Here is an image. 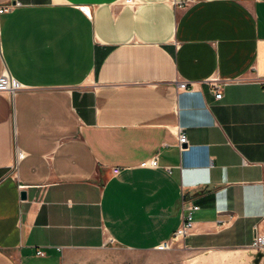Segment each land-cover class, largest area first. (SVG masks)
Instances as JSON below:
<instances>
[{
    "label": "crops",
    "instance_id": "0c3cea01",
    "mask_svg": "<svg viewBox=\"0 0 264 264\" xmlns=\"http://www.w3.org/2000/svg\"><path fill=\"white\" fill-rule=\"evenodd\" d=\"M10 3L0 264H264V0Z\"/></svg>",
    "mask_w": 264,
    "mask_h": 264
},
{
    "label": "built area",
    "instance_id": "2783aa9c",
    "mask_svg": "<svg viewBox=\"0 0 264 264\" xmlns=\"http://www.w3.org/2000/svg\"><path fill=\"white\" fill-rule=\"evenodd\" d=\"M19 5V3L15 4H7L0 6V14L3 12H8L13 9L14 6ZM213 86H214V92H215V97L216 99H221L223 97V92H222V85L218 79H214L212 81ZM263 86H264V81H263ZM18 87L17 83L15 82H10L8 75L4 74L0 78V90L3 89H16ZM179 89H185V90H192L193 89V84L188 83L187 81H182L178 85ZM187 137L184 133H179L178 132V145L181 149H183V145L187 144ZM23 156L22 152L16 153L15 156V161L21 159ZM142 167H158V160L156 157H151V159H148L147 161L141 163ZM120 171V168L114 167L113 168V173H118ZM184 213L182 216V223L181 225L177 228V230L171 235L172 237L170 240L164 242L163 244L160 245L161 249H169L176 245L180 240L184 239L187 235L192 233L193 226H194V213L200 208L199 205H196L194 203H186L183 205ZM255 230V236L252 242V248L255 250H264V229L259 228L258 225H255L254 227ZM45 252L41 249L37 250L36 254L39 256H44Z\"/></svg>",
    "mask_w": 264,
    "mask_h": 264
},
{
    "label": "water",
    "instance_id": "95a60500",
    "mask_svg": "<svg viewBox=\"0 0 264 264\" xmlns=\"http://www.w3.org/2000/svg\"><path fill=\"white\" fill-rule=\"evenodd\" d=\"M21 196H22V198H25L26 197V192L22 191Z\"/></svg>",
    "mask_w": 264,
    "mask_h": 264
},
{
    "label": "rangeland",
    "instance_id": "374dc122",
    "mask_svg": "<svg viewBox=\"0 0 264 264\" xmlns=\"http://www.w3.org/2000/svg\"><path fill=\"white\" fill-rule=\"evenodd\" d=\"M120 253V252H119ZM263 253V252H262Z\"/></svg>",
    "mask_w": 264,
    "mask_h": 264
}]
</instances>
